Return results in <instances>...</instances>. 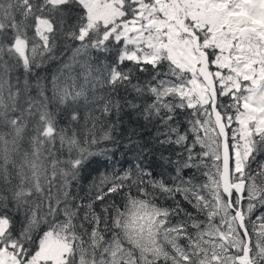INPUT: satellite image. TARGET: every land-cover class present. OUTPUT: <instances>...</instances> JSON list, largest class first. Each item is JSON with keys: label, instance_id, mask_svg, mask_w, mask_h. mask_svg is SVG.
<instances>
[{"label": "snow or ice", "instance_id": "snow-or-ice-1", "mask_svg": "<svg viewBox=\"0 0 264 264\" xmlns=\"http://www.w3.org/2000/svg\"><path fill=\"white\" fill-rule=\"evenodd\" d=\"M0 264H264V0H0Z\"/></svg>", "mask_w": 264, "mask_h": 264}]
</instances>
